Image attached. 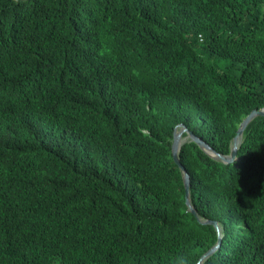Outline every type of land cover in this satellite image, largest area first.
<instances>
[{"label": "trees", "instance_id": "16d2710c", "mask_svg": "<svg viewBox=\"0 0 264 264\" xmlns=\"http://www.w3.org/2000/svg\"><path fill=\"white\" fill-rule=\"evenodd\" d=\"M264 0H0V264H264ZM188 133H184L186 137Z\"/></svg>", "mask_w": 264, "mask_h": 264}, {"label": "water", "instance_id": "95a60500", "mask_svg": "<svg viewBox=\"0 0 264 264\" xmlns=\"http://www.w3.org/2000/svg\"><path fill=\"white\" fill-rule=\"evenodd\" d=\"M258 116H264V108L254 109L243 120V122L241 123L240 128L237 132V135L234 137V139L232 141L231 154L227 155V156L220 154L219 152L214 150L204 140H202L201 138L196 136L193 132L189 131L188 127L185 124H180L176 127V131H175L174 139H173V144H172V151H173V155H174V160L179 165V167L182 171L183 177H184V184H185V189H186V203H187L189 209L191 211H193L195 214H197L196 209L194 208L193 203L191 201L190 174L186 170V168L184 167V165L182 164L181 159H180V150H181L182 145H183L182 142H180L181 136H183L184 133H188L187 138H190L192 141H195L196 143H198L208 154H210L211 156H213L217 159H220V160H223V161L230 163V162H233L237 156V151H238V148L240 145V143H238V139L240 137H243V134H244L247 126L249 125V123L254 118H256ZM204 222L209 223V224H213L217 228L218 233L220 235L221 226L218 223V221H216V220H204ZM220 244H221V236H220L219 242L212 249H210L206 254L203 255V257L200 259L198 264H204L205 260L220 247Z\"/></svg>", "mask_w": 264, "mask_h": 264}, {"label": "bare ground", "instance_id": "6f19581e", "mask_svg": "<svg viewBox=\"0 0 264 264\" xmlns=\"http://www.w3.org/2000/svg\"><path fill=\"white\" fill-rule=\"evenodd\" d=\"M186 138H187V136L184 137V134H183V136H181V138H180V142H182V144H183L184 141L186 140ZM241 139H242V137H240V138L238 139V143H241ZM180 152H181V150H180ZM236 157H237V156H236ZM220 236H221V244H222V239H223V236H224L223 228H221V233H220V235H219V239H220ZM218 242H219V240H218ZM221 244H220V246H221Z\"/></svg>", "mask_w": 264, "mask_h": 264}, {"label": "rangeland", "instance_id": "374dc122", "mask_svg": "<svg viewBox=\"0 0 264 264\" xmlns=\"http://www.w3.org/2000/svg\"><path fill=\"white\" fill-rule=\"evenodd\" d=\"M236 158H237V157H236ZM236 158H235V159H236Z\"/></svg>", "mask_w": 264, "mask_h": 264}]
</instances>
